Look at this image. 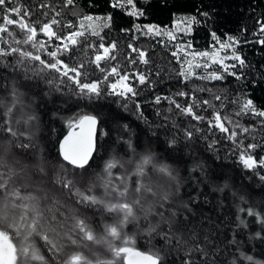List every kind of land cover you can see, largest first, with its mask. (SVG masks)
<instances>
[{
    "label": "snow or ice",
    "instance_id": "obj_1",
    "mask_svg": "<svg viewBox=\"0 0 264 264\" xmlns=\"http://www.w3.org/2000/svg\"><path fill=\"white\" fill-rule=\"evenodd\" d=\"M9 3L10 0H0V13H3L0 16V67L14 73L22 71L25 80L29 81H34V77L38 75L46 77L48 73H55L52 79L44 81L49 88V91L44 93L45 97L51 99L54 90L60 93L61 97H67L63 100L64 104L72 103L79 107L81 101L91 104L104 96H116L125 102L118 106L127 111V102H134V98L139 94L132 81L152 86L147 73L136 71L121 74L120 64H112L117 60V44L111 42L106 45L104 37L100 35L104 28L111 26V16L103 18L101 22L100 17L84 15L75 23L67 21L62 24L57 17L63 15V9L74 5V0H63L60 11H57L54 5L41 3V9H48L54 15L47 19L48 12L44 11L42 16L46 20L33 21V13L30 10L7 7ZM150 3L151 0H111V7L120 9L128 16L141 17L145 15L143 5ZM72 14L76 15L75 12ZM198 23L193 16L177 21L172 31L156 25L142 27L137 24L134 28L142 35H166L168 40L172 41L176 38L175 30L180 29L181 25L187 35L191 33L192 26ZM257 24L259 28L253 34L260 38L255 43L264 46V21L258 20ZM54 26L56 29L62 27L68 31L61 35ZM13 27L23 33V39L16 37ZM41 35L46 39H38ZM89 37L98 38L99 43L91 41ZM212 39L219 45V48H213L212 52L189 51L192 48L191 41L175 46L176 50L172 51L171 55L180 64L176 75L181 77L182 83L187 84L193 78L202 82L223 81L225 75L233 76L237 80L242 78L237 71H233L246 67L245 59L237 51L241 43L240 38L228 35L226 40H221L213 32ZM244 42L252 43L247 40ZM24 46H30L31 50ZM128 48L131 50L127 57L130 64H135L137 60L143 65L150 63L145 50L136 48L131 43ZM180 52L184 53V60H181ZM81 53L82 55H78ZM131 53H136V57L133 58ZM43 54L47 55V60L42 58ZM62 56L74 62H66L61 59ZM189 56L192 58L187 59ZM102 62H106L110 67H102ZM93 65L95 70L103 73L102 79H91ZM30 70L32 76L28 74ZM110 77L114 79L110 80ZM65 87L67 92L63 91ZM193 91L213 90L194 87ZM9 95L10 100L7 103L0 100V109H3L0 112V135L4 136L0 141V264H102L99 261H90L78 250L86 246V241L108 247L113 259L107 261V264H167L168 250H178V247L185 246L181 264H264V261H258L253 255L242 250L235 237L229 241V244L236 245L231 259L225 258L226 252L218 245L210 252L209 246L213 241L208 236H205L204 243L201 244L197 234L192 232L191 239L196 240V243L188 245V240L184 238L186 222L189 221L186 213L196 214L191 205L197 198L192 197L185 201L180 197L181 181L177 168L167 161L159 160L150 148H146L143 153H137V145L132 142L134 133L128 124L120 123L123 117L118 112H110L104 121L97 115L83 110L74 113L65 121L67 134L57 141L54 149H50L57 155L49 161L44 155L45 149L41 143L40 116L35 111L34 100L27 101L26 94L20 91L15 81ZM175 96L188 97L186 106L177 102ZM214 99L221 102L219 110L211 100L189 96L185 91H178L173 96L157 95L153 103L159 105L162 100H166L170 106L169 112L173 111L171 106H174L180 115L191 117L197 124L206 121L210 132L217 129L240 147L243 141L238 142L237 136H243L251 129L241 126L238 122L233 125L230 117L222 116L226 98L214 95ZM208 108L213 109L211 118L199 115L196 111H207ZM248 113L261 118L264 125V110L257 109L251 99L241 103L239 111L235 114L240 116ZM135 114L138 119L143 120L139 103H136ZM55 115L57 112H53V116ZM157 115H160V112H157ZM226 125L233 127L230 130ZM173 127L180 128L175 122ZM191 127L195 132L201 131L195 125ZM236 129H239V133ZM52 131L55 132L56 129L53 128ZM182 131L185 141L193 140L192 130L183 128ZM125 133L128 134L127 138ZM109 142L127 145L131 157L123 160L115 154L116 150L113 148L102 170L94 178L88 177L97 154ZM166 143L165 152L173 160L180 161L181 157L172 156V152L168 151L177 150V137L173 135ZM215 143L216 141L212 140L208 147L213 148ZM256 147V144H248L246 149H241L239 155L244 169L254 173L257 168H264V157L257 159L251 155ZM13 149H19L23 155H34L35 164L23 163ZM129 165L132 166L131 170H128ZM118 167L125 169V172L115 175L113 169ZM32 169L38 174V180H33ZM149 169L159 180L153 181ZM197 170L203 175L202 165L195 164L190 168V172ZM133 176L136 177L134 184L130 183ZM260 180L264 181V175H260ZM97 187L103 189L102 195L96 194ZM82 210H93L101 215L102 220L108 216L112 222H105L103 233L97 235L98 225L94 227ZM238 212L255 217V223L260 225V230L250 238L260 239L264 243V213L251 207L245 209L239 206ZM251 223L243 216L237 215L238 229L248 228ZM129 225L136 229V235L146 237L149 244L159 237L165 247L152 245L147 251L139 250L134 246V236L124 232ZM40 241L43 242L42 247L47 249V256L42 253ZM117 241L119 244L115 243ZM193 253L197 255L194 257Z\"/></svg>",
    "mask_w": 264,
    "mask_h": 264
},
{
    "label": "trees",
    "instance_id": "obj_2",
    "mask_svg": "<svg viewBox=\"0 0 264 264\" xmlns=\"http://www.w3.org/2000/svg\"><path fill=\"white\" fill-rule=\"evenodd\" d=\"M41 3L54 5L57 11L61 10L63 0H10L7 7H21L30 10L33 15L31 19L46 20L42 16V12L47 11L50 19L54 13L48 9H41ZM145 15L141 17H131L120 9L111 7V0H74V5H70L67 9H63V15L57 17L62 24L67 21L75 23L84 15H105L111 16V26L104 28L100 35L104 37V43L107 45L111 42L117 44V60L112 64H120V72L139 71L148 74L152 86L140 85L138 81L133 80V86L139 93L134 102L128 103V110L124 111L118 105L125 103L116 96H104L98 101L88 104L87 101H81L80 106L68 103L64 104L63 100L67 97H61L60 93L53 90L52 97H45L44 93L49 91L45 79H52L56 74L48 73L46 77L35 76L34 81L25 80L22 71L12 72L4 67H0V100L5 103L10 100V89L13 81L16 82L20 91L26 94L27 101L34 100L35 111L40 116V138L44 146V155L49 161L57 155L50 149L57 146V141L67 132L65 121L74 113L83 110L84 112L97 115L101 121H104L110 112H118L123 119L121 124H128L134 133L132 142L137 145V153H143L146 148H150L157 154V158L161 161H167L174 168L179 170L181 181L180 197L189 201L190 198L196 197V202L192 203L195 215L186 213L189 221L186 222L187 227L184 229V238L188 240V245H193L196 240L191 239V233L195 232L201 244L204 243L205 236H208L213 244L209 246V251H213L218 245L220 249L226 252V259H231L232 253L236 250V245L229 244L234 237L240 242L242 250L249 255H253L256 260L264 261V243L260 239H251L255 232L260 230V225L255 223V217H248L246 213H239L238 206L242 208H253L260 213H264V181L260 180V175H264V168H257L256 172L244 169L239 161V155L242 148L248 144H256L257 147L251 152L254 158L264 157V125L261 118L254 117L251 113L237 116L235 113L239 111L240 104L251 99L253 105L264 110V46L255 43L260 37L253 33L259 28L258 20L264 21V0H151L148 5H143ZM75 12L76 15L72 13ZM201 13H207V16ZM188 15L196 17L198 24L192 26L190 34L186 35L192 42L195 50H206L212 47L216 42L212 39V33L215 32L221 40H226L228 35L239 37L241 40L237 51L241 53L245 59L246 67L242 70L234 69L242 78L237 80L233 76L225 75L223 81L202 82L192 79L187 84L181 82V77L176 75L180 68V64L171 55L172 47L167 42L157 36H145L137 34L134 26L147 24H155L158 26H169L178 15ZM3 13H0L2 16ZM15 19L16 17L13 16ZM27 19V18H26ZM54 29L61 35L65 29ZM127 29L128 31H123ZM247 29V31H244ZM13 31L17 38L23 39V33L18 28L13 27ZM135 37V39H133ZM44 38L42 35L38 39ZM11 39V38H9ZM91 41L99 43L96 37H89ZM252 41V43L244 42ZM55 43V42H54ZM143 49L148 54L150 63L148 65L141 64L138 60L135 64H130L128 56L131 50L128 44ZM167 45V48H165ZM15 46V45H14ZM31 50L30 46H24ZM78 55H82L78 54ZM91 52L89 56H91ZM132 57H136V53H131ZM42 58L47 60L46 54ZM66 62L69 61L66 56H62ZM11 60V58H9ZM102 67H110L106 62H102ZM91 79H102L103 73L95 70L92 66ZM156 73H159L157 75ZM32 76V71H29ZM110 80L111 77H110ZM194 87L210 88L212 92H194ZM64 92L68 89L63 88ZM178 91H185L189 96H196L200 99L211 100L219 110L220 101L214 99V95H220L224 98V108L221 112L222 116H228L233 121V125L238 122L243 127L251 129L243 136L238 135L237 141H243L240 147L227 139L224 133H220L217 129L211 132L208 130L207 122L197 124L191 120V117H185L174 109L169 112V105L166 100H162L159 105L153 103L157 95L173 96ZM177 102L182 105L187 104L188 97H174ZM236 100L237 103H231ZM136 103L140 104V112L143 120L138 119L136 113ZM3 109H0L2 112ZM199 115L210 117L212 108L207 111L203 109L196 110ZM53 112L57 115L53 116ZM160 112V115H157ZM168 117V119H165ZM147 121V123H145ZM173 122L180 128L173 127ZM195 125L200 128V132H195L191 126ZM233 125H226L231 130ZM110 127V125H109ZM56 131L53 132L52 129ZM183 128H188L194 132L192 141H185L183 136ZM239 133V129H236ZM155 133V135H153ZM127 138V133L124 134ZM173 135L177 137V150L172 152V156H178L180 161L173 160L168 153L165 152L167 147L166 141L170 140ZM4 136L0 135V141ZM107 140V138H105ZM115 141V135L112 137ZM215 140L213 148H209V143ZM109 142L96 156V160L92 163V169L88 172V177L94 178L104 165L105 160L109 158L112 149L115 148V154L127 160L131 157V152L125 144H115ZM103 143V141H102ZM17 153L23 163L29 165L35 164L36 158L32 154L23 155L19 149H13ZM195 164L202 165L203 175L201 171L190 172V168ZM131 165L128 170H131ZM119 168V167H118ZM117 169V168H115ZM123 169V168H122ZM125 170V169H124ZM51 171V166H49ZM153 181L159 180V177L152 173L149 169ZM258 173V174H257ZM120 175L122 173H114ZM33 180H38V174L32 169ZM147 179V178H146ZM136 177H131L130 183L134 184ZM96 192L99 193V189ZM243 198V199H241ZM89 217L93 226L96 227L97 235L103 233V225L105 222L111 223L112 219L105 216L102 220L99 213L93 210H82ZM237 215L243 216L252 223L248 228L238 229ZM183 219V216H181ZM129 236H134L135 247L142 251H147L152 245L156 247H165L163 241L159 237L152 240L151 244L147 242V238L142 235H136V229L129 225L124 229ZM242 233V234H239ZM119 244V242H115ZM43 242L40 241L42 253L48 255L47 249L42 247ZM84 247L78 249L90 261H99L107 264L112 260V254L106 245L91 244L85 242ZM185 247L172 248L168 250L166 260L167 264H181V258L184 257ZM197 254L193 253L195 257Z\"/></svg>",
    "mask_w": 264,
    "mask_h": 264
},
{
    "label": "rangeland",
    "instance_id": "obj_3",
    "mask_svg": "<svg viewBox=\"0 0 264 264\" xmlns=\"http://www.w3.org/2000/svg\"><path fill=\"white\" fill-rule=\"evenodd\" d=\"M88 16L100 17L101 18V22H102L103 18L108 17L107 14H105V15L96 14V15H88ZM184 17H189V16L181 14V15H178L169 26H158V25H156V26L159 27V28H162V29L163 28H167L169 31H172L173 30V25L177 21H179L180 19H182ZM147 25H155V24H147ZM144 26H146V25H144ZM182 29H183V26L181 25L180 29L175 30L174 35H175L176 38L174 40H172V41H169L166 35L165 36H157V37H160L163 41L167 42L168 45L172 47L173 51H175L176 50V47H175L176 45L187 44V42L189 41V39L187 38L186 34L184 33V31ZM136 33L142 35L140 32H136ZM213 48H217L218 49L219 45L216 43L212 47H210L209 49H206V50H195L192 47L191 49H189V51H191V52H205V51L212 52ZM179 56H180L181 60L185 59L183 52H180ZM191 58L192 57L189 56L187 59H191ZM197 59L199 60L200 58H197ZM227 62L228 63H232V61H227ZM213 67H216V66H213ZM197 71H201V70H197ZM127 72L129 73V71H127ZM133 72H136V71H133ZM130 73H132V72H130ZM111 79L113 80L114 78L111 77ZM124 172H125V170L122 169V168L113 169V173H124ZM98 191H99V193L96 192L97 195H102L103 194V189L102 188H100Z\"/></svg>",
    "mask_w": 264,
    "mask_h": 264
},
{
    "label": "water",
    "instance_id": "obj_4",
    "mask_svg": "<svg viewBox=\"0 0 264 264\" xmlns=\"http://www.w3.org/2000/svg\"><path fill=\"white\" fill-rule=\"evenodd\" d=\"M68 131V130H67ZM67 134V132L64 134V135H66ZM62 139V138H61Z\"/></svg>",
    "mask_w": 264,
    "mask_h": 264
}]
</instances>
